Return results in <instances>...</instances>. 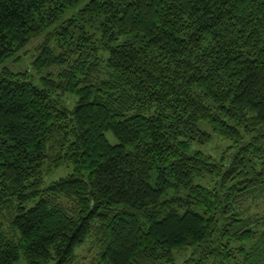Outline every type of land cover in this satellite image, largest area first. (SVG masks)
I'll return each instance as SVG.
<instances>
[{
	"label": "trees",
	"instance_id": "obj_1",
	"mask_svg": "<svg viewBox=\"0 0 264 264\" xmlns=\"http://www.w3.org/2000/svg\"><path fill=\"white\" fill-rule=\"evenodd\" d=\"M38 37L41 84L0 70V264L89 239L91 264H264V0H0V67Z\"/></svg>",
	"mask_w": 264,
	"mask_h": 264
},
{
	"label": "rangeland",
	"instance_id": "obj_2",
	"mask_svg": "<svg viewBox=\"0 0 264 264\" xmlns=\"http://www.w3.org/2000/svg\"><path fill=\"white\" fill-rule=\"evenodd\" d=\"M72 14V12L70 13ZM43 41V37H38L32 40V42L23 50L19 51L14 58L9 59L3 66L0 67V70L2 67L7 66L9 68H12L13 70L19 71L24 69H29L32 71V74L34 75L35 81L37 84H41V80L39 75L35 73V71L31 68H29L30 64L32 63V59L35 56V48L38 44H40ZM203 129H206L210 133L213 134L212 128H210L207 124L201 123L200 125ZM109 140L112 144H116L117 140L115 136L109 132L107 134ZM213 143L207 145V146H200L197 145L196 148L200 149L206 153H212L214 155H219L223 152L224 148L227 147L230 143L223 141L221 138L215 136L213 134ZM73 168L72 166L64 167L60 170H57L53 172L50 175L45 176V185L48 186L51 182L56 181L60 178L68 176L70 173H72ZM34 204L31 203L30 206ZM99 254V250L97 247H95V242L93 239H89L78 247L76 249V260L73 264H91L93 259ZM16 264H27L24 257L20 259V261ZM49 264H55V261H50Z\"/></svg>",
	"mask_w": 264,
	"mask_h": 264
}]
</instances>
